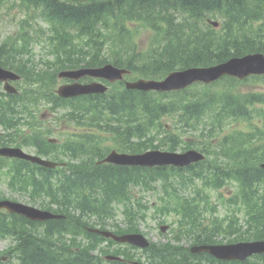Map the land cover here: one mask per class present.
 Here are the masks:
<instances>
[{"label": "trees", "instance_id": "1", "mask_svg": "<svg viewBox=\"0 0 264 264\" xmlns=\"http://www.w3.org/2000/svg\"><path fill=\"white\" fill-rule=\"evenodd\" d=\"M22 4L28 9L42 8V13L47 15L51 29L49 36L42 32L31 33L23 30L24 39L33 40L32 34L38 39L46 37L49 51L48 56H53L51 61L48 58L42 61L44 69L38 68V64L34 63V58L29 55L28 63L30 66L20 63L13 59L8 52L1 54L0 65L17 71L27 81V85L23 88V95L6 101L0 99V124L16 128L19 124L28 125L36 119L37 109L40 104L53 108L65 106L67 103L61 101L52 92V87L57 78L56 72L62 69H77L84 67H99L107 63H112L118 67H125L133 72L138 70V58L142 56L138 53L137 46L122 43V36L117 31H123L121 28L123 21L126 19H144L153 24H166L163 29H171L174 32L171 44H167L166 51L160 52L162 55L166 53V58L162 55L158 60L152 61L150 64L153 71L145 66L139 68L143 74H162L167 69H175L178 66L189 65H211L216 62H223L232 53L231 48L227 44L218 43L217 46L213 40H204L194 46V33L200 27L193 16L175 22L172 10H187L192 8L191 13H199L205 10L204 4L191 2L188 0H145L139 2L138 9L130 4L100 3L91 9H67L57 4L56 0H21ZM182 2V3H181ZM186 2V3H185ZM206 6V4H205ZM29 25V24H28ZM211 36V35H210ZM207 39V37H205ZM198 40V39H197ZM107 41L112 44L110 52H105L109 48L104 49ZM133 54H129V51ZM240 50H235L239 52ZM29 53V52H28ZM159 53V54H160ZM150 59L146 60V63ZM54 71V75L51 74ZM102 102L111 110L96 107L98 118L102 122L103 130L117 134H128L130 137H136L139 140L146 138V132L154 127H158L155 122L162 115L170 114L181 110L182 120L187 127L197 126L198 121L194 116L195 108L202 110L198 103L185 108L177 107L176 104L165 105L162 107L153 106L151 103H143L139 105L136 96L133 97L132 103L125 95L102 96ZM131 103V104H130ZM72 105V103H69ZM132 106L134 121L128 118ZM136 106H142L143 113L138 115ZM234 108V107H233ZM72 110L66 118L76 124L84 120L86 113L79 109ZM115 116L120 124H113L110 117L105 119V115ZM193 115V116H192ZM223 120V119H219ZM99 122V126H100ZM218 122V119L216 120ZM88 124H93L89 122ZM264 134V132H263ZM21 141L23 144H32L37 148L39 155H47L51 149L47 141L49 131L40 132L37 127L32 134H24L21 132ZM246 138L239 134L226 137L222 141L213 146V150L206 146L205 150L209 153L215 152L216 156L209 158V162L204 166L206 178L209 181L224 182L225 180H236L241 187H245L253 182V180L262 174L257 172L258 164L264 161V151H260L256 147H250L245 142ZM146 141L140 143L145 145ZM150 173V172H149ZM8 176L10 177L8 187L11 191L29 192L31 186L36 190L37 195L61 196L66 201H71L73 197L83 195V186L76 183H70L57 178V183L53 182L54 173L45 171L38 166L31 165L23 161H14L8 165ZM212 178H209L210 175ZM167 173L163 170L157 171L151 176V180L158 177L166 178ZM256 181V180H255ZM112 177L106 178V184L111 186ZM0 195V200H2ZM65 202V201H64ZM63 202V203H64ZM61 203V204H63ZM189 205V200L185 201ZM183 206L179 200L169 198L167 207L177 210ZM77 219V222H80ZM78 227V226H77ZM42 228V229H40ZM65 225L60 221H51L45 225H38L26 221L22 217L7 215L0 213V237H9L13 239L14 245L10 249L9 255L16 257L19 264H97V259L89 254V249L96 246L91 244L90 248H84L78 252L72 249L77 246L76 241H68L63 237ZM81 231L78 227L76 231ZM59 236V238H58ZM154 264H228L217 263L212 258L184 256L179 260L172 252L163 251L159 255L153 257ZM0 264L1 258H0Z\"/></svg>", "mask_w": 264, "mask_h": 264}, {"label": "water", "instance_id": "2", "mask_svg": "<svg viewBox=\"0 0 264 264\" xmlns=\"http://www.w3.org/2000/svg\"><path fill=\"white\" fill-rule=\"evenodd\" d=\"M236 63V64H234ZM245 68L251 69L252 71L257 70H264V59L261 56L256 57H248L245 60H237L233 62H229L227 64L215 67L213 69L209 70H191L187 71L185 73H173L170 74L169 77L163 82V83H150L151 86H153L157 90L165 91V90H171V89H178L182 88L186 85H188L192 81H202V82H211L213 80H216L220 76L224 74H234L236 72H239ZM112 74V68L106 67L101 70L96 71H78L74 73H68L64 74V76L70 77V78H80L84 75H91V76H102L106 78H111ZM7 78H15L13 75L3 72L0 70V80L7 79ZM75 86H71L68 88H65L64 90L60 91V94L62 96L70 97L78 94H84V93H91L94 92V90H81V89H73ZM97 92H104L105 89L101 87L96 88ZM1 155H5L7 157H14V158H21L26 159L34 163H39L42 165H48L45 162H42L41 160L37 158H33L30 156H27L23 154L20 150H14V149H7L2 150ZM147 156L144 157H133L130 159V163L132 164H138V165H160L158 162L152 160V159H146ZM196 159V155L192 154L190 158L187 160V162H192ZM167 165L172 164L171 162L166 161ZM0 208H6L9 212L14 213H20L23 215L28 216L32 220H47L49 218H52V216L48 214H43L37 211H34L30 208H26L23 206L11 204L8 202H3L0 204ZM122 241H129L133 244L140 245V238L139 237H127L121 239ZM211 253L219 258H224L227 255L229 256L231 254L230 249H220V248H213L210 250Z\"/></svg>", "mask_w": 264, "mask_h": 264}, {"label": "rangeland", "instance_id": "3", "mask_svg": "<svg viewBox=\"0 0 264 264\" xmlns=\"http://www.w3.org/2000/svg\"><path fill=\"white\" fill-rule=\"evenodd\" d=\"M15 16H16V19L19 18V12L18 11L16 12V15ZM3 18H4V20H3ZM13 19H14V15L13 14L11 15L10 18L7 17V16H5V15H0V41H2L5 37H7V36H9V35L14 34V33L17 32V26H16V24L14 22H12ZM135 31H136L135 37L133 39L132 38H129L128 39L130 42L135 41L136 39H140L141 40V44H142L143 42H146L148 40V36L150 35L149 30H148V26H138ZM135 42L137 43V41H135ZM35 52L36 53H39V49L36 48V51ZM60 84H62V83H60ZM246 89H247V87L244 89V91ZM248 90L255 91L254 88H248L247 91ZM207 121H208V119L205 120L203 122V124L200 126L199 129H200L201 132L205 128L209 127V126H207ZM165 123L167 124L168 129L171 130V128H170V125L172 123L171 120L165 119ZM238 128L243 129L240 126ZM227 131H228V127L225 128V132H227ZM187 133L190 136V138H188L189 136L185 135L184 138L187 137L186 138L187 141L194 140V135H197L198 134V132H195V131H193V132L188 131ZM27 152L31 153L32 151H27ZM1 189L5 192L6 196H8L10 198H15L20 203H23V204H26V205L29 204L28 203L29 201H28L27 198H25V196L18 195V194L17 195H11V194H9L7 192V190H6V186H5V183L4 182L1 185ZM222 193L225 196V194L226 195L228 194V191L224 190ZM135 195L138 198L143 197L144 198V201L145 202H148V203H151L154 200V198L152 196H150V197L142 196L137 190L135 191ZM212 196L214 197L215 194H213ZM146 223L147 224H142L141 225V226H143L142 227V230L145 231V232H147V236L148 237L153 238L158 243L159 242L162 243V241H164L165 239H164V237H161L160 238L158 236V230L159 229H158L157 222L154 219H149ZM111 224H112V222H111ZM119 224L123 225V221H121L120 219H119ZM167 225H169V223H167ZM168 234H170V232H168ZM7 247H8V242L7 241L0 240V251L5 250ZM4 263L5 264H18L17 261H16V259H11L10 257L9 258L7 257L5 259V261H4Z\"/></svg>", "mask_w": 264, "mask_h": 264}]
</instances>
